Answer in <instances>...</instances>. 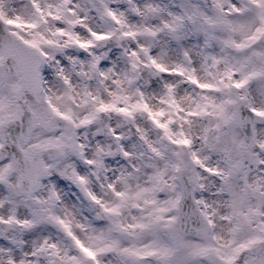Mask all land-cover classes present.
Instances as JSON below:
<instances>
[{
    "label": "snow or ice",
    "instance_id": "obj_1",
    "mask_svg": "<svg viewBox=\"0 0 264 264\" xmlns=\"http://www.w3.org/2000/svg\"><path fill=\"white\" fill-rule=\"evenodd\" d=\"M0 264H264V0H0Z\"/></svg>",
    "mask_w": 264,
    "mask_h": 264
}]
</instances>
